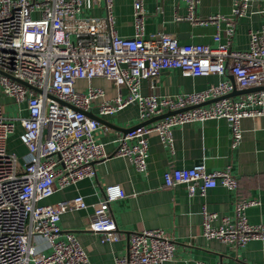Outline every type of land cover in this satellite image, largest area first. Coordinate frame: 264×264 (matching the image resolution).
I'll list each match as a JSON object with an SVG mask.
<instances>
[{"label":"built area","instance_id":"1","mask_svg":"<svg viewBox=\"0 0 264 264\" xmlns=\"http://www.w3.org/2000/svg\"><path fill=\"white\" fill-rule=\"evenodd\" d=\"M184 1L186 15L176 20L203 24L224 19L226 34H232L233 17L200 19L195 14L199 0ZM97 2L0 0V95L26 111L9 117L0 104V264H91L73 231L59 225L62 213L87 207L84 198L76 195L54 203L43 200L94 176V163L110 156L95 139L102 124L86 114L93 105L99 115L137 105L140 122L117 133L113 155L127 157L142 172L147 167L148 136L152 133L171 144L176 125L224 118L235 148L242 137L240 120L264 115V23L250 31L246 50L220 42L218 33L215 46L183 43L163 32L145 36L144 0H132L134 32L124 37L114 26L113 0H104L102 16L82 14ZM247 5L248 0H233L232 14L243 15ZM167 69H179L185 76L231 75L234 83L226 78L203 90L175 95L141 92V80L154 79ZM95 77L109 79L117 95L105 98L104 89L91 82ZM78 79L87 81L86 90L76 88ZM253 87L258 88L227 96L233 90ZM18 128L27 150L23 161L6 146L8 136ZM217 183L229 189L237 187L230 166L208 171L197 164L163 172L165 187L185 184L190 195L196 191L204 194ZM102 193L86 228L99 234L102 242L126 239V253L110 264H163L173 258L174 240L163 229L125 232L119 228L110 204L126 196L120 184H108ZM255 204L256 199L237 201L234 219L204 206L203 235L235 245L264 239V223H250L245 215V209Z\"/></svg>","mask_w":264,"mask_h":264},{"label":"crops","instance_id":"2","mask_svg":"<svg viewBox=\"0 0 264 264\" xmlns=\"http://www.w3.org/2000/svg\"><path fill=\"white\" fill-rule=\"evenodd\" d=\"M146 10L145 36L159 32L176 37L183 43H202L215 46L218 41L229 42L238 50L249 46V33L258 30L264 23V0H248L243 15L232 14L233 0H199L196 16L206 19L221 15L233 17L234 26L230 36L226 34L227 22L195 23L187 19L176 20L186 15L184 0H144ZM114 26L120 36L128 37L134 32L132 0H113ZM104 0H98L83 15H104ZM234 83L231 75L214 73L197 76L182 75L179 69L163 70L154 79L141 80L143 94L175 95L200 91L222 79ZM94 86L104 89L105 98H113L118 91L109 79L95 77ZM87 81L78 79L76 88L86 90ZM125 93V89H122ZM3 99V102L1 101ZM6 116L24 115L9 98L0 95ZM89 115L102 124L95 139L104 145L110 154L94 163L95 175L55 191L43 202L54 203L81 195L87 207L61 214L59 225L72 230L84 248L91 264H110L115 257L124 255L126 239L102 242L99 234L88 230L93 205L102 198L104 186L117 183L126 196L113 201L110 211L119 228L125 232L161 228L174 240L173 258L163 264H264V239H251L243 245L225 243L216 238H206L202 233V208L219 215L235 218V204L243 199H256L258 204L245 209L250 223H264V115L243 117L240 120L242 137L239 145L231 147V129L224 118L192 121L172 127L171 144L163 143L156 133L148 136V158L145 171H138L127 157L115 156L117 133L140 122L138 107L129 104L112 115H99L93 105ZM106 127V129H105ZM20 128L7 138L6 146L23 161L26 147L19 138ZM16 148V149H15ZM202 164L206 170L224 169L238 180L235 189L220 183L207 188L204 194L196 191L190 195L185 184L173 187L163 185V172L171 168L192 167ZM218 223V222H217Z\"/></svg>","mask_w":264,"mask_h":264},{"label":"water","instance_id":"3","mask_svg":"<svg viewBox=\"0 0 264 264\" xmlns=\"http://www.w3.org/2000/svg\"><path fill=\"white\" fill-rule=\"evenodd\" d=\"M19 82H21V83H23V84L29 86V85H28L25 81H23V80H19ZM257 88H258V87L248 88V89H244V90H233V91H232L231 93H229L227 96H233V95H236V94H239V93H244V92L252 91V90H255V89H257ZM208 102H210V101H206L205 103H208ZM170 113H172V111H170V112H166V113H163V114H161V115L153 116V117L149 118L148 120L144 121L143 124H146V123H150V122H152V121H155V120H157V119H159V118H161V117H163V116H165V115H168V114H170ZM86 114H87L88 116H90L88 111L86 112ZM90 117H91V116H90ZM95 119H97V118H95ZM98 120H100V119H98ZM135 126H136V125H135ZM131 128H132V127L125 128V129L123 130V132H126V131L130 130Z\"/></svg>","mask_w":264,"mask_h":264},{"label":"rangeland","instance_id":"4","mask_svg":"<svg viewBox=\"0 0 264 264\" xmlns=\"http://www.w3.org/2000/svg\"><path fill=\"white\" fill-rule=\"evenodd\" d=\"M1 101L3 102V99H1ZM16 149V148H15Z\"/></svg>","mask_w":264,"mask_h":264}]
</instances>
